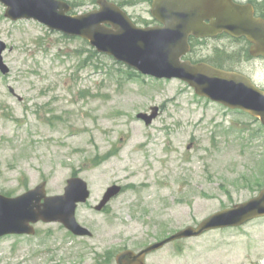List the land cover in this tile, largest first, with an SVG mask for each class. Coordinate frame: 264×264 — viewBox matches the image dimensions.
<instances>
[{"label": "rangeland", "instance_id": "1", "mask_svg": "<svg viewBox=\"0 0 264 264\" xmlns=\"http://www.w3.org/2000/svg\"><path fill=\"white\" fill-rule=\"evenodd\" d=\"M64 1L71 15L98 8L96 0ZM118 3L140 26L157 24L151 1ZM5 13L0 4L10 69L0 71V194L17 197L47 182L48 195H62L78 176L91 197L77 220L93 237L40 222L35 236L0 239V264H114L119 252L197 226L264 188L259 120L199 97L180 80L142 75L84 39ZM244 69L264 85L262 61ZM154 107L159 115L147 126L138 115ZM113 185L121 195L96 211ZM147 264H264V218L173 242Z\"/></svg>", "mask_w": 264, "mask_h": 264}, {"label": "water", "instance_id": "2", "mask_svg": "<svg viewBox=\"0 0 264 264\" xmlns=\"http://www.w3.org/2000/svg\"><path fill=\"white\" fill-rule=\"evenodd\" d=\"M6 7V18L11 21L34 20L48 29L68 37H79L101 54L113 57L137 72L156 79H178L187 83L195 93L231 110H239L259 119L264 126V91L247 76L217 69L206 63L194 64L185 57L190 53L189 38L211 35L205 21L220 14L225 28L235 27L237 36H246L264 46V22L248 20L236 12L230 1L155 0L151 14L161 25L138 27L128 14L116 4L98 0V9L85 14L71 15L73 7L62 0H0ZM213 14H209V8ZM219 8L217 10L216 8ZM234 33V31H231ZM7 45L0 41V71L7 75L10 69L3 54ZM264 56V51L254 53ZM139 114L138 119L151 125L159 115ZM43 182L17 197L0 194V239L7 236H34L35 225L59 223L77 237H92L76 218L80 204L91 196L88 183L80 177L68 180L65 193L49 196ZM122 193V187L107 189L96 211L101 212ZM264 217V189L246 203L220 211L197 226H189L168 238L149 245L136 253L125 250L117 255V264H146L147 256L173 242L197 238L218 229L240 227Z\"/></svg>", "mask_w": 264, "mask_h": 264}, {"label": "flooded vegetation", "instance_id": "3", "mask_svg": "<svg viewBox=\"0 0 264 264\" xmlns=\"http://www.w3.org/2000/svg\"><path fill=\"white\" fill-rule=\"evenodd\" d=\"M107 1H111V2L115 1L114 2L115 4H117L125 12H127L126 11L127 7L120 5L118 3V0H107ZM145 1H151V7H152V2L155 0H145ZM208 1H210L211 3L213 1H218V2L219 1H227V2L230 1V4L234 8V10H236V12L238 13L245 15L248 20H260L264 22V0H208ZM216 9L219 10L218 7ZM208 13L211 15L213 14L212 7H211V10L209 8ZM128 15L130 16V18L133 20V22L136 25L140 26L139 23L136 22V20L132 17V15H130L129 13ZM154 21L157 23L156 25H160L159 22H157L156 20ZM205 23H206V26L210 28L211 35L208 37H204V38H197L195 36H191L189 38V41H190L191 53L199 54L203 52V50H205L208 56H206L205 60H202V59L193 60V58L192 60L196 63L205 62L220 70L241 73L249 77L259 89L264 91V85L258 84L254 80V78L251 76V73H247L244 69V65L251 66L256 61H262V63H264V56L254 55V53L256 52L264 51V46H263V49L261 50L259 49L261 48V46L252 42L248 37L237 36L238 32L235 31V27L229 30L227 27L226 29L225 25L222 22L220 14H218L217 17L211 16L205 21ZM156 25H152V24L144 25L143 24V26H140V27H150V26H156ZM231 31H234V33ZM72 177H77V176H72ZM145 248L139 251H135L132 249H125V250H132L136 253H139ZM121 252H119L118 254H120ZM116 257L114 260L115 262L114 264H117ZM30 258H32V256H30ZM112 259L114 258L112 257ZM25 261L31 263L30 259L28 261L27 260ZM26 262H23L22 264H26Z\"/></svg>", "mask_w": 264, "mask_h": 264}, {"label": "trees", "instance_id": "4", "mask_svg": "<svg viewBox=\"0 0 264 264\" xmlns=\"http://www.w3.org/2000/svg\"><path fill=\"white\" fill-rule=\"evenodd\" d=\"M72 6H73V5H72ZM194 63H196V62H194ZM108 257H109V256H108ZM108 260H109V259H108ZM108 260H107V261H108ZM104 262H106V259L104 260Z\"/></svg>", "mask_w": 264, "mask_h": 264}]
</instances>
